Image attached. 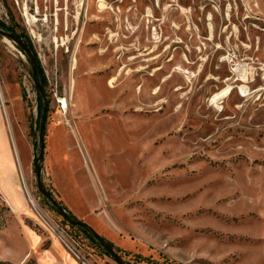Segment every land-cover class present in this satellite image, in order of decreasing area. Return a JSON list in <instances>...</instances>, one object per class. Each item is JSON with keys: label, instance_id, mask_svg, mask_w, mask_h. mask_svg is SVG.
I'll return each mask as SVG.
<instances>
[{"label": "rangeland", "instance_id": "374dc122", "mask_svg": "<svg viewBox=\"0 0 264 264\" xmlns=\"http://www.w3.org/2000/svg\"><path fill=\"white\" fill-rule=\"evenodd\" d=\"M100 2L0 0L46 77L0 33V264H40L58 233L88 264H119L56 203L95 200L96 184L135 232L121 236L147 238L119 248L126 264H264V0Z\"/></svg>", "mask_w": 264, "mask_h": 264}, {"label": "crops", "instance_id": "0c3cea01", "mask_svg": "<svg viewBox=\"0 0 264 264\" xmlns=\"http://www.w3.org/2000/svg\"><path fill=\"white\" fill-rule=\"evenodd\" d=\"M4 124L7 131L8 142L10 150L13 152V165L17 174L19 175L18 169V160L15 157L12 139L10 132L7 128L6 124V115L5 110L3 112ZM13 127V126H12ZM13 129V128H12ZM14 131V129H13ZM0 132L2 134L5 133L4 128L0 125ZM15 134V131H14ZM16 141L18 143V147L20 148L18 138L15 134ZM10 159V153L5 143H0V166L4 165ZM19 160L22 162V152L20 148ZM24 169V168H23ZM97 199L89 200L83 191L80 189H74L73 195H67L64 197L65 202L63 205L66 207L65 209L77 220L86 224V229L90 231V229L94 230L100 237L106 240L108 243L111 242L117 248L128 249L130 251L141 252L140 249L144 247L142 241H147V238L140 234L139 237H135L133 240L128 236H121V232L126 231L127 234H134V230L129 225V222L120 221L116 217H114V213L112 211H108L104 207L103 196L100 187L95 185ZM76 191V192H75ZM14 200V198L12 199ZM14 202H16L14 200ZM122 229V230H121ZM138 241V242H137ZM141 241V242H140ZM100 243V242H99ZM101 244V243H100ZM102 245V244H101ZM146 253L147 250H144ZM143 253V251H142ZM40 264H77V259L68 251V249L64 246V244L56 237L52 238L49 245L46 246L44 254L40 259Z\"/></svg>", "mask_w": 264, "mask_h": 264}, {"label": "water", "instance_id": "95a60500", "mask_svg": "<svg viewBox=\"0 0 264 264\" xmlns=\"http://www.w3.org/2000/svg\"><path fill=\"white\" fill-rule=\"evenodd\" d=\"M0 33L9 38V39H12L17 45H19L21 48H23L29 55L31 61L33 62V68H34V77L35 79H37V66H36V63H35V59H34V56L33 54L31 53L30 51V48L28 46H26V44L18 38L17 35H15L14 33L12 32H9V31H5L3 30L2 28H0ZM46 121V104H45V108L43 110V116H42V126H41V130L44 131L45 127H44V123ZM40 142H41V151H40V155H39V159H43L44 157V140H43V137L41 136L40 138ZM36 174H37V178H38V181H39V184H40V168L37 166L36 168ZM44 191V190H42ZM46 193V192H45ZM47 196L49 197L50 200H53L51 194L49 193H46ZM57 203V202H56ZM57 205L59 206L61 212L65 215V217L70 221V222H73L77 225H81V226H84L86 227V224L77 220L76 218H74L73 216H71L64 207H62L60 204L57 203ZM90 232L92 233L93 236H95L98 241L107 249V251L116 259V261L119 263V264H126L121 256L112 248V246L106 241L104 240L102 237H100L94 230L90 229Z\"/></svg>", "mask_w": 264, "mask_h": 264}, {"label": "bare ground", "instance_id": "6f19581e", "mask_svg": "<svg viewBox=\"0 0 264 264\" xmlns=\"http://www.w3.org/2000/svg\"><path fill=\"white\" fill-rule=\"evenodd\" d=\"M100 1L101 2L99 4L104 9L105 8V3L103 2V0H100ZM76 64H77V60L73 56L72 59H71V66H70L71 71L75 68ZM237 70L241 73V76L244 78L245 77V69L238 67ZM70 81H71L70 83L73 84L72 83L73 82V78H71ZM231 89H232V87L230 85H228L227 87L223 88L222 90L214 93L213 96H212V99H211L212 103L213 102H217L218 100H220V99L224 98L225 96H227L231 92ZM0 98H1L2 101H4V99H5V96H4V94H3V92L1 90H0ZM5 114H6V117L8 119L9 115H8V112H7L6 108H5ZM7 125H8V129H9V132H10V135H11V139H12L14 154H15L16 159L18 160L19 173L21 174L22 179H23V181H22V183L24 185L23 190H24L26 196L28 197L29 201L34 204V201H33L32 197H31V195H30V193H29V191H28V189L26 187V183H25V180H24L23 165H22V162L19 160V149H18L16 138L14 136L13 131L11 130L10 124H7Z\"/></svg>", "mask_w": 264, "mask_h": 264}, {"label": "trees", "instance_id": "16d2710c", "mask_svg": "<svg viewBox=\"0 0 264 264\" xmlns=\"http://www.w3.org/2000/svg\"><path fill=\"white\" fill-rule=\"evenodd\" d=\"M0 27L3 28V29L6 30V31L8 30L9 32L14 33L15 35L18 36L19 39H21V40L23 41L22 35L19 34V33H17V32L14 30L13 27L8 26V25L5 24L2 20H0ZM23 42L26 44V46H28V47L32 50V47H31V45H30L29 43H26L25 41H23ZM32 53H33V56H34L35 62H36V64H37V71H38V76H39L40 82H41L42 86H45V85H46V77H45L44 71H43V69H42L41 63H40V61H39V59H38L36 53L33 52V50H32ZM57 203L60 204L62 207L66 208V207L63 205V203H62L61 201H57ZM68 224H70L71 226H74V225H75L73 222H70V221L68 222ZM81 227H82L85 231H87V229H86L84 226H81ZM89 235H90L89 237H90L92 240H94L96 243L100 244L99 241H98V239H97L95 236H93L92 234H89ZM109 244L112 246V248H113L117 253L119 252L120 249L117 248V247H115L113 243L109 242Z\"/></svg>", "mask_w": 264, "mask_h": 264}, {"label": "built area", "instance_id": "2783aa9c", "mask_svg": "<svg viewBox=\"0 0 264 264\" xmlns=\"http://www.w3.org/2000/svg\"><path fill=\"white\" fill-rule=\"evenodd\" d=\"M46 224L48 225V227L53 231V233H58L57 229L50 224L47 220H46ZM58 238L61 240V242L66 246V248H68V250L73 254V256L77 259L80 260L83 264H88L87 263V259L85 258V256L83 255V253L81 252V250H79L72 242H70L64 234L62 233H58Z\"/></svg>", "mask_w": 264, "mask_h": 264}, {"label": "flooded vegetation", "instance_id": "af4514ba", "mask_svg": "<svg viewBox=\"0 0 264 264\" xmlns=\"http://www.w3.org/2000/svg\"><path fill=\"white\" fill-rule=\"evenodd\" d=\"M1 28V27H0ZM3 29V28H2ZM4 30V29H3ZM6 31V30H5Z\"/></svg>", "mask_w": 264, "mask_h": 264}]
</instances>
